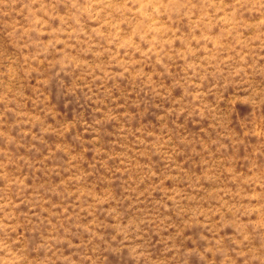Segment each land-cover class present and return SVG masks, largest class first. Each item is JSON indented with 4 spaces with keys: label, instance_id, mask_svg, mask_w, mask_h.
Instances as JSON below:
<instances>
[{
    "label": "rangeland",
    "instance_id": "rangeland-1",
    "mask_svg": "<svg viewBox=\"0 0 264 264\" xmlns=\"http://www.w3.org/2000/svg\"><path fill=\"white\" fill-rule=\"evenodd\" d=\"M0 264H264V0H0Z\"/></svg>",
    "mask_w": 264,
    "mask_h": 264
}]
</instances>
